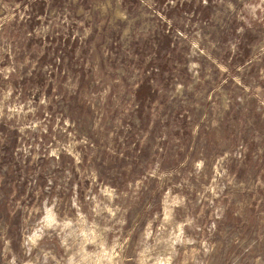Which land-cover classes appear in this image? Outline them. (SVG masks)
I'll return each mask as SVG.
<instances>
[{
    "label": "rangeland",
    "instance_id": "1",
    "mask_svg": "<svg viewBox=\"0 0 264 264\" xmlns=\"http://www.w3.org/2000/svg\"><path fill=\"white\" fill-rule=\"evenodd\" d=\"M0 264H264V0H0Z\"/></svg>",
    "mask_w": 264,
    "mask_h": 264
},
{
    "label": "trees",
    "instance_id": "2",
    "mask_svg": "<svg viewBox=\"0 0 264 264\" xmlns=\"http://www.w3.org/2000/svg\"><path fill=\"white\" fill-rule=\"evenodd\" d=\"M146 90H148L147 87L144 88V86H141V87L139 88V90L136 91V95H137V97H141V93H145Z\"/></svg>",
    "mask_w": 264,
    "mask_h": 264
}]
</instances>
